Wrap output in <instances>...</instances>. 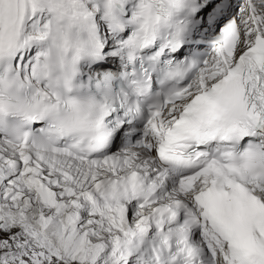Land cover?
I'll use <instances>...</instances> for the list:
<instances>
[{
  "label": "snow or ice",
  "instance_id": "obj_1",
  "mask_svg": "<svg viewBox=\"0 0 264 264\" xmlns=\"http://www.w3.org/2000/svg\"><path fill=\"white\" fill-rule=\"evenodd\" d=\"M0 264H264V0H0Z\"/></svg>",
  "mask_w": 264,
  "mask_h": 264
}]
</instances>
